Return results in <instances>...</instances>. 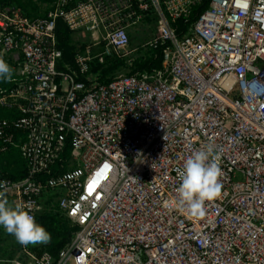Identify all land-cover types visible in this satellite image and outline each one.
<instances>
[{
  "label": "built area",
  "instance_id": "1",
  "mask_svg": "<svg viewBox=\"0 0 264 264\" xmlns=\"http://www.w3.org/2000/svg\"><path fill=\"white\" fill-rule=\"evenodd\" d=\"M30 1L34 18L0 0V57L14 70L0 108L16 113L0 119V141L22 139L27 166L0 182L77 230L56 259L19 244L0 262L264 264V0H209L182 35L177 21L202 0ZM149 17L141 47L161 50V68L102 83L93 67L129 56V31ZM60 20L87 36L73 63ZM210 143L222 189L192 217L175 206L179 172Z\"/></svg>",
  "mask_w": 264,
  "mask_h": 264
},
{
  "label": "trees",
  "instance_id": "2",
  "mask_svg": "<svg viewBox=\"0 0 264 264\" xmlns=\"http://www.w3.org/2000/svg\"><path fill=\"white\" fill-rule=\"evenodd\" d=\"M40 3H45L50 0H38ZM12 2L20 7L24 13L30 18H34L37 14V6L30 0H12ZM209 0L202 2L193 8L191 15L187 19H180L176 23L178 33L182 35L186 32L188 26L194 23L200 14L208 8ZM152 18L146 19V25H150ZM58 47L63 53V59L73 63L77 49L78 41L73 40L72 32L68 30L65 24L60 20L56 27ZM129 48L133 41L137 39L134 34H129ZM142 46V45H141ZM136 47L129 56L125 58H114L108 60L105 64H96L93 67L94 71L100 72V80L102 83H107L111 79L119 75H133L136 73L151 72L153 69H160L162 65V53L160 49ZM84 49V44L80 50ZM133 53V54H132ZM7 82H0L1 87H6ZM16 116L14 111L0 108V119H8ZM22 139L15 137L13 141L3 149L0 141V175L6 177L10 181H22L27 175V166L20 155V144ZM70 149H67L65 157H68ZM48 205V204H47ZM38 223L42 224L51 234V241L48 244L39 245L30 249L37 253L42 251L49 252L55 259L59 252L68 245L77 230L76 226H72L70 221L61 213L55 211H42L35 216ZM18 250L16 247L15 251Z\"/></svg>",
  "mask_w": 264,
  "mask_h": 264
},
{
  "label": "clouds",
  "instance_id": "3",
  "mask_svg": "<svg viewBox=\"0 0 264 264\" xmlns=\"http://www.w3.org/2000/svg\"><path fill=\"white\" fill-rule=\"evenodd\" d=\"M13 75V68L0 57V82H7V87ZM6 87L0 86L1 89ZM221 176L219 154L213 144L191 152L179 172L180 184L176 190L175 206L180 210H186L192 217L204 216L206 202L214 200L221 193ZM4 184L5 182H0V228L14 236L24 247L50 243V232L37 222L24 204L8 198Z\"/></svg>",
  "mask_w": 264,
  "mask_h": 264
},
{
  "label": "crops",
  "instance_id": "4",
  "mask_svg": "<svg viewBox=\"0 0 264 264\" xmlns=\"http://www.w3.org/2000/svg\"><path fill=\"white\" fill-rule=\"evenodd\" d=\"M194 7H196V6H194ZM193 8L191 9V12H192ZM154 20H155V18H152V21H151L150 25H154V27H155ZM146 24L147 23L142 24V25H140L138 27H135V28L131 29L129 31V34H132V32L136 28L147 26ZM155 32H156V28H155ZM155 32H154V34H155ZM72 38H73L74 42L78 41L79 43H83L84 41L87 40V36L84 35V34H73ZM16 243H17V246H16ZM15 246L19 249V243L15 240L14 236L8 234L3 228L0 229V260L6 261L8 259H12L16 255V253L18 251V250H16V251L14 250ZM30 246L35 247V246H39V245H35V246L29 245V248H30ZM2 264H6V263L2 262Z\"/></svg>",
  "mask_w": 264,
  "mask_h": 264
},
{
  "label": "rangeland",
  "instance_id": "5",
  "mask_svg": "<svg viewBox=\"0 0 264 264\" xmlns=\"http://www.w3.org/2000/svg\"><path fill=\"white\" fill-rule=\"evenodd\" d=\"M154 32H155L154 25H147L144 27L136 28L132 32V34H134V36L137 37V39L133 41V44L131 46L132 50H130V48H129V51L132 52L136 47L144 45L145 42H147L153 36ZM76 45H77L76 46L77 49H80V47L83 45V43H80V44L77 43ZM16 246H17V243H16ZM16 246H15V249H16Z\"/></svg>",
  "mask_w": 264,
  "mask_h": 264
}]
</instances>
